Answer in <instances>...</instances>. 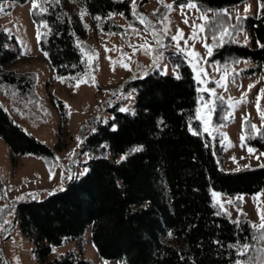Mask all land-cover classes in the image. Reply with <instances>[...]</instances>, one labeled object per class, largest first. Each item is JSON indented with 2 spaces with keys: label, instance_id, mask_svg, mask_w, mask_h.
Wrapping results in <instances>:
<instances>
[{
  "label": "trees",
  "instance_id": "trees-1",
  "mask_svg": "<svg viewBox=\"0 0 264 264\" xmlns=\"http://www.w3.org/2000/svg\"><path fill=\"white\" fill-rule=\"evenodd\" d=\"M75 1L106 33L126 39L127 31L134 33L141 25L127 0ZM192 1L200 11L211 12L204 21V35L212 46L208 59L224 67L251 59L256 66L245 73L260 72L264 78V12L241 16L238 27L229 28L231 35L217 44L212 37L219 33L207 27L208 22L216 18L217 12L244 0ZM45 8L46 12L31 9L30 14L39 29L38 47L55 75L83 72L87 66L84 51L92 55L91 65L96 71L95 53L84 41L87 25L67 8L66 0H48ZM117 14L129 26L113 19L112 15ZM219 19L225 27L237 25V20L232 22L228 16ZM43 25L47 27L41 31ZM243 27L250 33V46L234 38ZM21 53L15 36L0 29V94L38 100L35 75L12 68ZM166 53L171 64L178 67L179 78L154 69L116 87L134 93L133 109L121 111L116 102L106 108L108 117L104 121L94 122L81 143V151L88 156L82 163L87 168L84 174L71 176L61 189L45 196L15 201L5 198L0 176V201L5 202L0 203V222L11 213L24 235L36 233L34 250L39 264H90L73 250L49 257L54 246L81 236L88 227L97 254L123 264H236L238 260L254 264L252 258L258 255L255 249L264 247L253 239L257 229L242 216L240 201L236 200L240 217L231 219L213 202L210 191L236 196L263 190L264 162L230 171L220 167L209 134L197 117L199 91L193 72L181 54L171 48ZM57 109L62 126L66 120L62 102L57 103ZM227 111V103L215 98L211 123L226 124ZM251 126L250 119L244 118L245 141L264 156V121L257 130ZM190 127L199 134L194 135ZM0 137L10 148L13 162L18 156L30 154L40 157L47 169L53 170L56 151L16 123L1 100ZM137 148L141 150L133 151ZM245 243L254 250L248 257L237 255V248ZM0 264H6L1 245Z\"/></svg>",
  "mask_w": 264,
  "mask_h": 264
},
{
  "label": "rangeland",
  "instance_id": "rangeland-1",
  "mask_svg": "<svg viewBox=\"0 0 264 264\" xmlns=\"http://www.w3.org/2000/svg\"><path fill=\"white\" fill-rule=\"evenodd\" d=\"M127 1L131 12L135 13L141 25L136 27L134 33L127 31L125 39L119 34L100 30L77 1L66 0L67 8L79 21L87 25L84 41L92 47L97 62V69L94 71L91 65L92 55L84 51L86 69L74 76H56L45 54L39 49L38 30L30 14L32 0H3L0 3V7L4 9L0 12V29L15 36L22 52L20 58L12 64V68L35 75V92L39 98L35 100L31 96L16 98L13 94H0V100L16 123L53 148L57 155V162L52 171L47 169L40 157L30 154L18 156L13 162L10 148L0 137V176L5 185L7 200L45 196L51 190L61 189L69 177L84 174L87 168L83 167L82 163L88 156L81 151V143L82 138L91 131L94 122L104 121L108 117L106 108L116 102H119L121 109H133L134 93H124L121 89L116 90V87L130 77H142L154 69L161 71L164 66L167 68L166 73L179 75L178 67L171 64L166 53L169 48L181 54L193 72L199 91L197 117L202 129H209V142L220 167L230 171L264 162V156L258 149L248 145L245 138L241 140V136L244 137V118L250 119L252 125L256 126L255 130L260 128L264 121V78L260 72L251 75L245 73L255 67L256 63L251 59H240L230 67H224L208 59L210 55L204 44L211 45L209 39L198 27L195 39L192 36L193 22L197 26L204 25L205 20L200 17L204 13L209 17L210 11L202 12L197 10V7L184 8L183 5L189 1L176 3L175 0H163L164 4L172 5L171 10L158 0H135V8L133 0ZM37 4L38 9L46 7L44 0H37ZM261 5H264V2L260 1L258 4V0H244L226 10L234 22L237 13L240 16L263 13L264 6ZM157 9L159 11H156ZM82 11L86 13L83 19L80 15ZM165 16L167 21L164 20ZM112 17L124 26H129L121 15ZM142 18L149 23H141ZM185 19L188 23L184 22ZM45 29L43 25L41 31ZM153 32L160 33L157 38L161 40L163 47L156 43ZM181 32L182 39L179 38ZM165 35L170 38L177 36L179 47L177 41L171 39L168 42ZM234 38L241 44L251 45L250 33L246 27L239 30ZM130 45L135 46V49ZM141 45L145 48H140ZM148 46H151V52L146 54ZM161 53L162 56L157 60L156 57ZM195 53H198L199 57ZM74 77L76 79H73ZM218 97L227 103L226 117L229 118L226 124L213 125L212 102ZM242 100L246 102H240ZM59 101L62 102L66 114L62 126L57 109ZM77 137L81 138L80 141ZM210 192L213 202L231 219L240 217L237 200L240 201L244 212L242 216L252 224L261 223V216H264V189L253 194L236 196L225 195L217 190ZM0 203L5 202L1 200ZM35 238V232L24 235L18 223L13 221V214H7L0 222V245L6 264H39L34 250ZM53 248L50 258L73 250L90 264H123L117 260L103 259L97 254L91 243L90 227L86 228L81 236L65 239Z\"/></svg>",
  "mask_w": 264,
  "mask_h": 264
},
{
  "label": "snow or ice",
  "instance_id": "snow-or-ice-1",
  "mask_svg": "<svg viewBox=\"0 0 264 264\" xmlns=\"http://www.w3.org/2000/svg\"><path fill=\"white\" fill-rule=\"evenodd\" d=\"M48 0H44V3H47ZM59 2V0H57V3ZM159 3H161L164 7L168 8L169 10H171L172 8V5L171 4H164L163 3V0H158ZM260 3V0H258V4ZM261 6H264V5H261ZM133 7L135 8V0H133ZM184 8H196V4H194L192 2V0H189L188 3H186L185 5H183ZM38 9V4H37V0H32V10L35 12L36 10ZM199 10V9H197ZM4 9L3 7H0V12H3ZM39 11L40 12H46L47 9L46 8H39ZM156 11H159V9H157ZM248 11V8L246 7L245 8V12ZM86 13L85 12H81L80 15H81V19H83V16L85 15ZM135 14V13H134ZM155 14V13H153ZM221 16H228L229 19H231L229 13L227 10H223V12H217L215 14V17L213 20L209 21L208 24H207V27H211V28H215L217 30V32L219 33V36H217L215 33L213 34V41L217 44H219L225 37L231 35V33L229 32V28H237L238 25H239V22L240 20L242 19V17L239 15V13H237V16H236V20H237V25H229L228 27H225V25L220 21V17ZM97 20L100 19V17H96ZM200 19H204V20H207L208 19V16H207V13H204ZM164 20L167 21V16L164 17ZM185 23H188V20L185 19L184 21ZM141 23H149L148 21L144 20L143 18L141 19ZM45 27H47V25H45ZM197 27L199 28V31L200 32H204L206 30V26L205 25H200V26H197L195 24V22H193V36L192 38L195 39L196 35H197V32H196V29ZM179 31V30H178ZM165 32H167V29H165ZM152 35L154 36V38H156V43L157 44H161V47H163L162 45V42L159 38H157V34L155 32L152 33ZM38 38H39V29H38ZM180 39L183 38V33L181 32L180 33ZM171 39L173 41H177V47H179V43H178V37L177 36H172ZM245 40H247V38L245 37ZM185 44H187V41H185ZM131 47H133L135 49V46H132L130 45ZM78 47L81 48L82 52H83V45L78 42ZM204 47L207 48L208 50V55H211L212 53V46L205 43L204 44ZM140 48H145L144 45H141ZM151 52V46H148L147 49H146V54L150 53ZM126 55V54H125ZM195 55L197 57H199V54L198 53H195ZM162 56V53L160 54V56L156 57V59H160V57ZM126 66V65H125ZM162 73L166 74V71H167V68L166 66H164L162 69H161ZM177 78H179V76L177 75ZM61 79V82H63V79ZM73 79H76L75 77ZM93 81H94V77L92 78ZM79 85V81L77 82V86ZM250 88L252 87L251 85L249 86ZM264 91V90H262ZM219 98V97H218ZM222 99V98H220ZM231 99V98H230ZM240 102H246V101H240ZM121 111H126L127 109H120ZM211 110V109H210ZM199 111V110H198ZM229 118V117H226V119ZM162 123V122H161ZM252 128H255L256 126L255 125H252L251 126ZM189 131H191L194 135H198L199 133L196 131V130H193L191 127L189 128ZM204 131L205 132H208L209 129L208 128H204ZM80 137H77V140L80 141ZM244 137L241 136V140H243ZM103 147V146H102ZM141 149L137 148V149H133V151H139ZM249 151H251V149H249ZM125 157H122L121 159H124ZM235 159V158H233ZM85 171H87L85 169ZM71 178V177H69ZM214 196H216V194L214 193L213 194ZM242 199V198H240ZM229 203H232V201H228ZM237 223L239 221H236ZM5 223H8V221H5ZM252 227L254 229H257V232H258V235L256 237H254L253 239L256 240L258 243L264 245V216H261V223L259 225H255L253 224ZM169 235H171V233H169ZM230 247H234L233 245H230ZM254 250L252 248V245L250 244H243V245H240L238 248H237V255H240V256H244V257H248V254L250 251ZM53 251H55V249L53 248ZM255 251H257L258 255L257 257H253L252 260L254 262V264H264V247H261L259 249H255ZM236 264H249V261L248 260H238L236 262Z\"/></svg>",
  "mask_w": 264,
  "mask_h": 264
}]
</instances>
